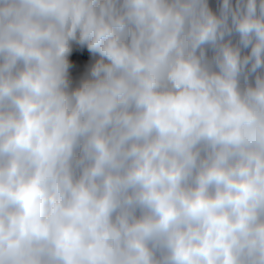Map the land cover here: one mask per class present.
Masks as SVG:
<instances>
[{
  "label": "clouds",
  "instance_id": "clouds-1",
  "mask_svg": "<svg viewBox=\"0 0 264 264\" xmlns=\"http://www.w3.org/2000/svg\"><path fill=\"white\" fill-rule=\"evenodd\" d=\"M0 264H264V0H0Z\"/></svg>",
  "mask_w": 264,
  "mask_h": 264
}]
</instances>
